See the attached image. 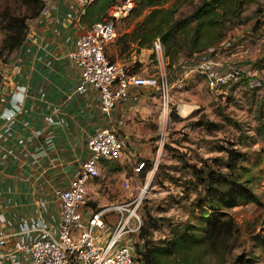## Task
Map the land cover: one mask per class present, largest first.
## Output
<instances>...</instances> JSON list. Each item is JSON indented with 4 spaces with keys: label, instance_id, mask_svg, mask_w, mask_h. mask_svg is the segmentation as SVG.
Masks as SVG:
<instances>
[{
    "label": "built area",
    "instance_id": "obj_1",
    "mask_svg": "<svg viewBox=\"0 0 264 264\" xmlns=\"http://www.w3.org/2000/svg\"><path fill=\"white\" fill-rule=\"evenodd\" d=\"M94 1L42 0L38 15L27 20L18 51L30 54L31 49L25 47L29 40L45 50L42 63L32 66L35 73L41 67L39 78L14 83L18 59H0V96L10 94L15 106L4 115L10 121L6 131L12 136L27 100L32 104L39 101L43 107L35 105L31 121L23 122L21 130L29 135H19L21 141L35 137L47 142L50 124L68 127L71 121L79 123L80 112L88 109L96 117L93 126L82 130L81 153L49 146L42 156L26 161L25 170L32 173L28 178L41 195L42 212L18 217L16 224L0 228V258L5 264H141L136 260L144 250L140 238L143 223L137 212L141 195L100 206L90 203L88 196V187L99 175L103 161L119 159L127 145H140L125 134V113L149 96L159 97L161 108L167 110L170 91L181 87L193 72L201 73L208 87L217 90L241 71L230 65L218 68L210 53L213 48L170 63L158 36L150 46L151 67L142 64L134 70L110 59L107 48L119 35L117 24L131 14L137 0H115L102 19L88 24L83 17ZM54 59L72 69L70 88L50 78L49 72L56 70ZM30 82L33 89L27 85ZM143 164L140 161L138 167Z\"/></svg>",
    "mask_w": 264,
    "mask_h": 264
},
{
    "label": "rangeland",
    "instance_id": "obj_2",
    "mask_svg": "<svg viewBox=\"0 0 264 264\" xmlns=\"http://www.w3.org/2000/svg\"><path fill=\"white\" fill-rule=\"evenodd\" d=\"M178 2L175 16L182 17L201 0ZM25 7L30 8L28 2L12 3L15 11ZM148 9L143 5L138 15L133 12L120 21L119 34L130 32ZM221 27L215 30L216 34L221 31L218 38L200 51L213 48L209 52L218 68L237 66L238 76L214 90L201 73L193 72L181 87L170 91L167 110L155 96L137 103L125 113L123 127L140 145H127L119 159L103 161L88 187L94 206L141 195L137 212L143 223L144 250L183 233L192 234L195 241L185 252L163 253L166 264H185L182 259L193 264H264V206L250 201L212 208L219 195L226 203L234 179L243 182L250 174V186L264 202V0H241ZM3 34L0 22V40ZM149 46L137 48L134 42L124 48L115 41L107 55L138 70L142 64L152 65ZM178 53L185 56L189 50ZM16 54L17 50H4L0 58L10 60ZM140 161L144 164L138 167ZM220 173H227L229 184L223 183L224 178L210 186ZM212 189L214 201L210 200ZM216 214L232 218L235 226L222 224L220 232H208Z\"/></svg>",
    "mask_w": 264,
    "mask_h": 264
},
{
    "label": "trees",
    "instance_id": "obj_3",
    "mask_svg": "<svg viewBox=\"0 0 264 264\" xmlns=\"http://www.w3.org/2000/svg\"><path fill=\"white\" fill-rule=\"evenodd\" d=\"M17 1L28 2L30 8L25 7L23 10L20 9L19 11L21 12L15 11L12 9V3ZM114 1L95 0L86 10L83 21L92 24L102 19L106 9ZM178 1L137 0L131 14L134 12L135 15H138L143 5L149 6L148 11L136 20L130 32L119 34L116 41L124 48L129 47L130 43L136 42L137 48H140L142 46H151L153 39L158 36L165 46L169 62L173 63L181 56L178 52L183 48L189 50V54L185 55L189 56L195 52H200V49L209 47L221 32L216 34L215 30L222 28L224 19L241 0H201L191 13L182 17H176L175 13L179 7ZM166 2H168L167 5H165ZM42 4V0H4L1 3L0 22L4 34L0 40V53L4 50L11 53L19 49L26 35L27 20L38 15ZM0 59L7 60L5 57ZM262 152L264 154V149ZM233 166L235 168L236 164L234 163ZM246 172H248V168H246ZM235 177L237 178V175ZM223 179L225 180L224 182L222 181ZM251 179H253L251 174L243 182H237L234 179V187L231 189V193L229 192V199L226 203H224L222 195H219V205L215 203L212 208L219 210L223 204L233 206L250 201L264 206V202L253 192L250 186ZM217 181L229 184L230 178L227 173H220L219 178L210 181V186H213ZM221 188L225 189L224 186H221ZM215 194L214 189L213 196L210 197L211 201L215 200ZM222 224H225L227 228L235 226L232 218L228 217L225 220L222 219L221 214H216L209 221L208 232H220ZM194 241L195 239L192 234L183 233L177 237H172L164 245H148V248L141 251L137 256L138 258L136 257V260H139L141 264H166V255L163 256V253L175 255L176 252H185L186 249L193 246ZM182 262L193 264L188 259H182Z\"/></svg>",
    "mask_w": 264,
    "mask_h": 264
},
{
    "label": "crops",
    "instance_id": "obj_4",
    "mask_svg": "<svg viewBox=\"0 0 264 264\" xmlns=\"http://www.w3.org/2000/svg\"><path fill=\"white\" fill-rule=\"evenodd\" d=\"M67 34L68 30H66L64 37ZM25 47L30 48L31 53L17 50L15 58L19 61V67L13 77L14 83L26 84L29 79L40 77L41 67L35 73L32 71V66L37 64L39 66V62L46 56V52L32 40H29ZM50 47L54 48L53 46ZM52 63L56 64V70L49 72L52 81L70 88L73 84L69 77L73 73L72 69L63 66L56 59ZM45 72L48 70L46 69ZM32 82L27 84L30 89H33L34 83ZM9 99L10 94L8 93L0 96V228L2 229L7 228L9 223L16 224L18 217H31L33 213L42 212V205L39 202L41 195L35 190L33 182H30L31 180L28 178L32 177V173L29 174L25 170L26 161L34 160L38 155L39 157L42 156L43 151H46L49 146L57 148L59 151L62 148H72L77 154L81 153L85 139L82 130L85 127L93 126L96 120L93 111L88 109L80 112L81 120L79 123L71 121L68 127L50 124L46 134L47 142L35 137H28L25 141H21L20 138L17 139L19 135H29L21 130L23 122L31 121L34 114L32 110L35 105L42 108L43 104H37L39 101H34L35 104H32L30 100L23 104V113L20 119L16 120L15 134L12 136L6 131L10 121H6L4 118V115L13 112L15 107L13 101L11 102ZM50 110L51 108H48L47 112ZM0 264H5V260L0 258Z\"/></svg>",
    "mask_w": 264,
    "mask_h": 264
}]
</instances>
